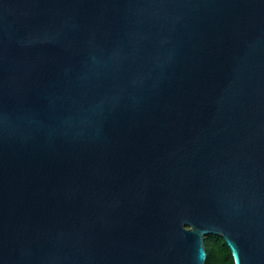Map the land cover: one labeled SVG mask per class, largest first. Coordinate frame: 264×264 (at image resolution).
Returning <instances> with one entry per match:
<instances>
[{
	"label": "water",
	"instance_id": "obj_1",
	"mask_svg": "<svg viewBox=\"0 0 264 264\" xmlns=\"http://www.w3.org/2000/svg\"><path fill=\"white\" fill-rule=\"evenodd\" d=\"M264 264V0H0V264Z\"/></svg>",
	"mask_w": 264,
	"mask_h": 264
},
{
	"label": "trees",
	"instance_id": "obj_2",
	"mask_svg": "<svg viewBox=\"0 0 264 264\" xmlns=\"http://www.w3.org/2000/svg\"><path fill=\"white\" fill-rule=\"evenodd\" d=\"M204 244L207 251L206 264H234L231 249L223 237L207 234Z\"/></svg>",
	"mask_w": 264,
	"mask_h": 264
}]
</instances>
